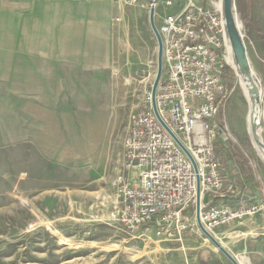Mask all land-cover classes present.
I'll list each match as a JSON object with an SVG mask.
<instances>
[{"label": "rangeland", "instance_id": "rangeland-1", "mask_svg": "<svg viewBox=\"0 0 264 264\" xmlns=\"http://www.w3.org/2000/svg\"><path fill=\"white\" fill-rule=\"evenodd\" d=\"M207 1L218 0L199 3ZM173 6L158 0L157 28ZM150 8L151 0H29L4 10L0 264H179L188 254L186 243H165L152 229L127 234L114 210L128 119L156 72ZM235 15L262 93L264 143V0H235ZM227 67L229 99L214 119L215 146L228 144L227 156L264 178L239 73ZM196 237L183 238L216 251Z\"/></svg>", "mask_w": 264, "mask_h": 264}, {"label": "built area", "instance_id": "built-area-1", "mask_svg": "<svg viewBox=\"0 0 264 264\" xmlns=\"http://www.w3.org/2000/svg\"><path fill=\"white\" fill-rule=\"evenodd\" d=\"M10 1V0H3ZM179 0H162L165 7ZM177 13L161 17L163 73L155 102L163 123L193 158L200 183V221L216 232L255 217V202L239 206L215 201L233 193L224 188L222 166L215 152L218 128L214 119L229 99L224 83L231 46L224 26L221 0L201 5L181 0ZM158 0H151L157 6ZM124 172L113 180L117 222L127 234L154 230L164 240L200 234L195 221L196 174L193 166L153 113L150 93L128 119L123 141ZM208 197V202L203 199ZM193 210V215L189 212Z\"/></svg>", "mask_w": 264, "mask_h": 264}, {"label": "crops", "instance_id": "crops-1", "mask_svg": "<svg viewBox=\"0 0 264 264\" xmlns=\"http://www.w3.org/2000/svg\"><path fill=\"white\" fill-rule=\"evenodd\" d=\"M24 1L29 0H10L8 2L0 0V19L4 18V10L11 7V4L21 5ZM183 3L179 0L174 4L172 9V12L174 11L173 14L179 11ZM206 4L209 5L208 1ZM228 149L229 146L226 143L222 144L219 150L215 146V152L222 166L224 188L232 185L235 190L233 193L225 194L223 198L215 202L230 206H239L248 202H255L259 205L261 211L253 218L219 229L216 232V237L236 260L246 259L249 264H264V178L252 172L250 166L245 164V162H238V158H234L233 155L227 156ZM208 200L209 198L205 197L203 202L206 203ZM186 234L194 238L200 237H196V235L190 233ZM183 237L180 241L163 240L165 243H186L188 245L186 250L188 254L184 253L179 255L181 259L179 264H224L221 260L222 258L217 254V250L216 252L211 248L194 246L196 242L186 240ZM222 240L226 241L223 243ZM213 248L216 249L214 246ZM167 250L176 252L178 249L169 247Z\"/></svg>", "mask_w": 264, "mask_h": 264}, {"label": "water", "instance_id": "water-1", "mask_svg": "<svg viewBox=\"0 0 264 264\" xmlns=\"http://www.w3.org/2000/svg\"><path fill=\"white\" fill-rule=\"evenodd\" d=\"M222 13L224 19V26L228 35V39L231 46V52L234 57V62L236 65V71L245 79L248 87V96L256 104V109L251 118V138L253 141V145L255 149H257V153L264 165V143L261 139V119H262V111H261V89L258 87L255 77L253 75L250 62L247 56L246 47L243 41V36L240 32V28L237 23L236 15H235V0H221ZM148 22L150 29L155 37L157 44V56H156V72L154 76L153 83L151 85L150 90V98H151V106L154 115L156 116L159 123L163 126V128L169 133V135L173 138V140L177 143V145L181 148V150L185 153V155L190 160L194 172L196 174V199H195V221L196 224L201 231V233L206 237V239L216 248V250L222 254L231 264H239L236 258H234L229 251L212 235L205 231L200 221V212H201V193H200V183L197 176V166L189 154V152L185 149V147L180 143V141L176 138V136L167 128V126L163 123L156 108V92L160 80L162 78L163 73V45L161 36L158 32V29L155 25V8L151 6L148 15Z\"/></svg>", "mask_w": 264, "mask_h": 264}, {"label": "bare ground", "instance_id": "bare-ground-1", "mask_svg": "<svg viewBox=\"0 0 264 264\" xmlns=\"http://www.w3.org/2000/svg\"><path fill=\"white\" fill-rule=\"evenodd\" d=\"M238 23V22H237ZM239 26V25H238ZM226 61L229 65H231L235 70H236V65L235 63L233 62L232 60V57L230 55V50L228 51L227 53V56H226ZM253 72V71H252ZM238 73V72H237ZM254 75V73H253ZM237 77H238V87L243 91L247 101H248V106H249V110H248V116H247V124H248V131L249 133L251 134L250 132V127H251V118H252V115L254 114L255 109H256V104L254 102H252V100L249 98L247 92H248V87H247V82L245 81V79L241 76V74H237ZM255 77V75H254ZM256 80V79H255ZM257 82V81H256ZM262 114V113H261ZM260 136H261V133H260ZM220 242V241H219ZM221 243V242H220ZM242 258V257H241ZM239 264H249L248 261L246 259H240V260H237Z\"/></svg>", "mask_w": 264, "mask_h": 264}, {"label": "trees", "instance_id": "trees-1", "mask_svg": "<svg viewBox=\"0 0 264 264\" xmlns=\"http://www.w3.org/2000/svg\"><path fill=\"white\" fill-rule=\"evenodd\" d=\"M230 72H231L230 68L226 67L225 71H224V76H223L224 83H225L226 87L231 83V81L226 78L227 74Z\"/></svg>", "mask_w": 264, "mask_h": 264}]
</instances>
